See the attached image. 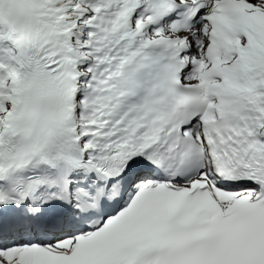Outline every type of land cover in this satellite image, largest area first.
Listing matches in <instances>:
<instances>
[{
  "label": "snow or ice",
  "instance_id": "6c2138e0",
  "mask_svg": "<svg viewBox=\"0 0 264 264\" xmlns=\"http://www.w3.org/2000/svg\"><path fill=\"white\" fill-rule=\"evenodd\" d=\"M0 264H264V0H0Z\"/></svg>",
  "mask_w": 264,
  "mask_h": 264
}]
</instances>
